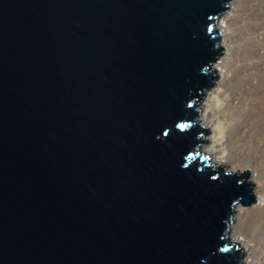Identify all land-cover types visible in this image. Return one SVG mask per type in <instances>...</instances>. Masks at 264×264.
<instances>
[{"label":"water","instance_id":"1","mask_svg":"<svg viewBox=\"0 0 264 264\" xmlns=\"http://www.w3.org/2000/svg\"><path fill=\"white\" fill-rule=\"evenodd\" d=\"M230 5L0 0V264H244L250 172L200 151Z\"/></svg>","mask_w":264,"mask_h":264},{"label":"rangeland","instance_id":"2","mask_svg":"<svg viewBox=\"0 0 264 264\" xmlns=\"http://www.w3.org/2000/svg\"><path fill=\"white\" fill-rule=\"evenodd\" d=\"M222 21L226 47L224 30L219 28ZM216 26L224 52L213 63L219 79L207 92L199 119L208 106L207 117L200 122L209 131L207 140L218 137L219 165L227 171L250 172L256 202L238 205L229 236L243 247L244 264H264V0H231ZM217 95L215 108L211 97ZM215 128H221L220 134ZM200 151L211 161L203 145Z\"/></svg>","mask_w":264,"mask_h":264},{"label":"bare ground","instance_id":"3","mask_svg":"<svg viewBox=\"0 0 264 264\" xmlns=\"http://www.w3.org/2000/svg\"><path fill=\"white\" fill-rule=\"evenodd\" d=\"M220 20V19H219ZM224 21H222L221 23H219V28L220 29H222V30H224V26L222 25V23H223ZM224 35H223V47H226L225 45V30H224V33H223ZM224 58V57H223ZM223 58H221L219 61H218V63H217V66L219 67V63L221 62V60L223 59ZM216 62V61H215ZM210 98V96L208 97V99ZM212 99H213V103L214 104H217V105H215V108H218V106H219V103H218V100H219V95H217V96H212L211 97ZM205 106H207V104L205 105ZM208 106L207 107H205V111H204V108H203V111H204V114H202V116L204 117V118H206L207 117V113H208ZM202 111V112H203ZM210 112L211 113H213V110H211L210 109ZM203 117L200 119V121L202 122L204 119H203ZM215 131H217V133H219L220 134V132H221V128H215ZM209 142L207 143V144H204L203 145V147H204V150H205V152L207 153V154H211V156L210 157H213V158H211V162H213L214 164H216V165H219V164H221L222 163V159L221 158H219L218 157V153H217V147H218V143H219V141H218V137H213V138H209V140H208ZM263 185H264V182H263ZM264 201V200H263ZM239 208V206L237 205L235 208H234V212L235 211H238L237 209ZM262 209L264 210V208L262 207ZM243 248V247H242ZM245 249V248H244Z\"/></svg>","mask_w":264,"mask_h":264},{"label":"snow or ice","instance_id":"4","mask_svg":"<svg viewBox=\"0 0 264 264\" xmlns=\"http://www.w3.org/2000/svg\"><path fill=\"white\" fill-rule=\"evenodd\" d=\"M183 127V126H182Z\"/></svg>","mask_w":264,"mask_h":264}]
</instances>
